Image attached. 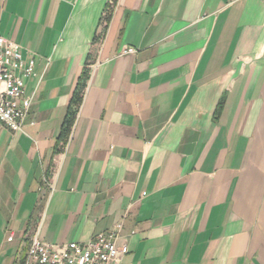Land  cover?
Here are the masks:
<instances>
[{"label":"crops","instance_id":"obj_1","mask_svg":"<svg viewBox=\"0 0 264 264\" xmlns=\"http://www.w3.org/2000/svg\"><path fill=\"white\" fill-rule=\"evenodd\" d=\"M0 35L35 60L0 264L120 223L113 264H264V0H0Z\"/></svg>","mask_w":264,"mask_h":264},{"label":"built area","instance_id":"obj_2","mask_svg":"<svg viewBox=\"0 0 264 264\" xmlns=\"http://www.w3.org/2000/svg\"><path fill=\"white\" fill-rule=\"evenodd\" d=\"M128 47L123 54L135 53ZM35 60L23 57L21 46L0 35V123L11 130L22 131L33 96L25 94V82L34 75ZM44 185L53 188L49 179ZM122 224L114 230L99 233L86 242L48 243L36 233L28 247L24 264H113L128 253L127 244L119 243ZM13 237H9L12 240Z\"/></svg>","mask_w":264,"mask_h":264},{"label":"trees","instance_id":"obj_3","mask_svg":"<svg viewBox=\"0 0 264 264\" xmlns=\"http://www.w3.org/2000/svg\"><path fill=\"white\" fill-rule=\"evenodd\" d=\"M79 102H80L79 95H78V93H76L74 95V99L72 100V104H78ZM74 117H75V112H69V114L65 120V123H64V127L62 130L60 140H65L68 137L70 130H71V127H72L74 120H75Z\"/></svg>","mask_w":264,"mask_h":264}]
</instances>
